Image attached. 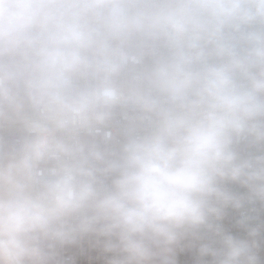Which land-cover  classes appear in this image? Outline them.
<instances>
[{
	"label": "clouds",
	"instance_id": "obj_1",
	"mask_svg": "<svg viewBox=\"0 0 264 264\" xmlns=\"http://www.w3.org/2000/svg\"><path fill=\"white\" fill-rule=\"evenodd\" d=\"M0 264H264V0H0Z\"/></svg>",
	"mask_w": 264,
	"mask_h": 264
}]
</instances>
